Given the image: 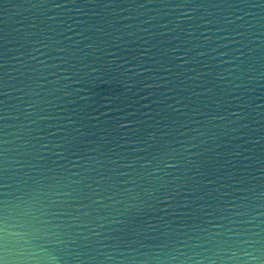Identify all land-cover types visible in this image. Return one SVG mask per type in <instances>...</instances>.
<instances>
[{"label":"water","instance_id":"obj_1","mask_svg":"<svg viewBox=\"0 0 264 264\" xmlns=\"http://www.w3.org/2000/svg\"><path fill=\"white\" fill-rule=\"evenodd\" d=\"M0 264H264V0H0Z\"/></svg>","mask_w":264,"mask_h":264}]
</instances>
